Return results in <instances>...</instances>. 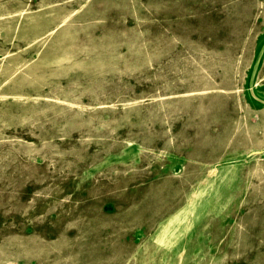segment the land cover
I'll use <instances>...</instances> for the list:
<instances>
[{"label": "rangeland", "instance_id": "rangeland-1", "mask_svg": "<svg viewBox=\"0 0 264 264\" xmlns=\"http://www.w3.org/2000/svg\"><path fill=\"white\" fill-rule=\"evenodd\" d=\"M0 264H264V0H0Z\"/></svg>", "mask_w": 264, "mask_h": 264}]
</instances>
